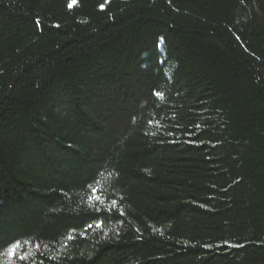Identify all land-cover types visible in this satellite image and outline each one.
I'll list each match as a JSON object with an SVG mask.
<instances>
[{"label":"trees","instance_id":"trees-1","mask_svg":"<svg viewBox=\"0 0 264 264\" xmlns=\"http://www.w3.org/2000/svg\"><path fill=\"white\" fill-rule=\"evenodd\" d=\"M70 3L0 0V264H264V0Z\"/></svg>","mask_w":264,"mask_h":264},{"label":"snow or ice","instance_id":"snow-or-ice-1","mask_svg":"<svg viewBox=\"0 0 264 264\" xmlns=\"http://www.w3.org/2000/svg\"><path fill=\"white\" fill-rule=\"evenodd\" d=\"M76 3H77V0H71V3L68 5V7L71 8ZM101 7H103V5H101ZM157 95H161V94L157 93ZM89 227H91V225ZM18 247H20V245L17 244L14 247L10 248L8 254L15 255V251Z\"/></svg>","mask_w":264,"mask_h":264}]
</instances>
